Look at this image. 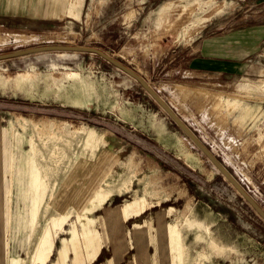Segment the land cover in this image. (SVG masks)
Listing matches in <instances>:
<instances>
[{
  "label": "rangeland",
  "instance_id": "rangeland-1",
  "mask_svg": "<svg viewBox=\"0 0 264 264\" xmlns=\"http://www.w3.org/2000/svg\"><path fill=\"white\" fill-rule=\"evenodd\" d=\"M263 23L262 0H0V53L85 43L109 54L146 80L264 211ZM0 118L12 150L2 153L4 264L91 262L100 248L94 264H161V255L166 264H264V221L141 84L98 55L0 60ZM125 138L148 149L156 142L165 161ZM96 148L107 160L95 208L61 219L51 188ZM21 167L24 233L21 201L8 194ZM100 204L139 215L140 224L165 211L159 256L154 225L140 257L129 223L128 253L113 260L114 248L126 246L122 226L113 228L119 210L107 214L105 229Z\"/></svg>",
  "mask_w": 264,
  "mask_h": 264
},
{
  "label": "crops",
  "instance_id": "crops-1",
  "mask_svg": "<svg viewBox=\"0 0 264 264\" xmlns=\"http://www.w3.org/2000/svg\"><path fill=\"white\" fill-rule=\"evenodd\" d=\"M262 3H264V0H262ZM209 60H213V59H206V61H209ZM220 72L222 71H219L217 73L219 74ZM4 136H5L4 130L1 128V118H0V264H4V259H5V255H4L5 240L2 236L1 228L5 222V211H6V208H4L3 191H4V185H5V182H4L5 177H3L2 153L10 154V151L12 152L9 145H7V141L5 140ZM134 138L138 139L136 136H134ZM125 139L132 146L141 147L142 150L152 155L154 158H156V160L159 159L161 161H165L164 155L166 154V151L156 142L154 143L151 141L150 144H152L153 149H151L150 147L148 149L147 147H144V146L142 147L141 145H138L134 140H131L129 138H125ZM89 151H91L90 147H89ZM103 154H104V151L102 149L97 150L96 148L95 151L90 152L88 155L80 156L78 160L76 161V163L74 164L75 165L74 169L68 174H66L67 176L62 181L61 186L57 188L56 183H54V185L52 186L51 188L52 190H51V193L49 194L48 199L50 200V206L54 207L58 211V213L60 212L59 214L62 215L61 219L66 217L64 215L68 213L69 209H72L71 212H73L72 215L70 216H74L77 219L81 216V214L93 212V209L95 208L94 206L95 205V200H94L95 195L98 191V188L99 189L101 188V185L104 183V179L106 177V174H104L105 172L104 164H105V160L107 159L104 158ZM21 168L22 169L17 168L16 171L15 169L13 170L14 174L12 173V176H11L10 190L8 194H11V197H13L15 201H18V200L21 201L22 211L20 214L21 215L20 218H23L24 213L27 210L26 200L28 198H27V192H26V182H27L28 176H27L26 171L23 170V167ZM100 205H103V204H100ZM101 208H102L101 210L99 209L101 212L100 216L102 217V220L104 221L105 229H109L108 223L106 221L107 214L110 211H112L113 208H117V210H119V213H120V217L117 220L118 222L113 228L119 229V226H122V233L121 235H119L120 238H118V242L122 243L124 241L126 242V246L123 244H120V246L124 247V250H122L121 252L117 251V248H119V246L118 247L116 246L114 248L113 255H112L113 260L115 259L116 261H120L123 259V256L126 253H128L127 252L128 243H127L126 233L124 232V225L127 226L129 223H132L134 226H136L135 228L132 229V236H133L136 251L139 253L138 255H140V257L145 255L146 253L145 250H148L151 246L152 235H151L150 229L147 228L148 226L150 227L151 225L152 226L154 225L153 229H154L156 247L158 251L159 241H161V239H164V237L161 233L157 234L156 228H157L158 221L160 220L161 221L160 223L163 224V227L165 226L166 228L165 231L167 230L165 211L163 213L155 212L154 215L150 217L148 223L140 224L139 215H136V217H134V215L124 216V210L117 206H112L111 208L108 209L107 205H103ZM3 214H4V218L2 216ZM1 216L3 219H1ZM158 216H160L159 219H158ZM25 222H26V218L24 217V221L21 222L23 223L21 233H24L25 227L27 226ZM141 228L142 229L145 228L146 239L144 242L145 243L144 247L142 248V250H139L137 247L136 240H135L134 232L136 230H141ZM3 233H4V229H3ZM97 251H98L97 252L98 254H96V256L91 262H87L85 255H82L81 258H77L75 260L74 264H94L99 258V256L102 255L101 253L102 248H100ZM159 254L160 253L158 251V256ZM166 261L169 263V258L168 260L164 261V256L161 255V264H166Z\"/></svg>",
  "mask_w": 264,
  "mask_h": 264
},
{
  "label": "water",
  "instance_id": "water-1",
  "mask_svg": "<svg viewBox=\"0 0 264 264\" xmlns=\"http://www.w3.org/2000/svg\"><path fill=\"white\" fill-rule=\"evenodd\" d=\"M61 52V51H70V52H87V53H94L101 57L105 62H109L110 64H113L118 69H120L123 72H126L128 75H130L133 79H135L143 89L147 92V94L150 95V97L166 112L168 117L171 119V121L184 133V135L193 142V144L197 147V149L207 157V159L211 162V164L214 166V168L219 171L221 175L228 181V183L236 190L237 193L243 198L244 201H246L249 206L255 211V213L264 221V211L260 207V205L257 203V201L253 200L251 196L247 193V191L239 184L238 181L234 179V177L231 175V173L226 170L224 165L220 163V161L216 158L215 155L211 153L209 148L204 144L199 138L195 135L193 130L184 123V121L178 116V114L175 112L174 109H171L166 102L157 94L146 82L145 79H143L141 76L137 75L133 70H131L129 67H127L125 64H121L119 61H117L115 58L107 55L103 51H101L98 48L90 47L85 43H82L80 45H54V44H45L41 46H32L25 49H19L14 50L13 52H7V53H0V60H6V59H14V57L19 56H26L33 53H45V52Z\"/></svg>",
  "mask_w": 264,
  "mask_h": 264
},
{
  "label": "bare ground",
  "instance_id": "bare-ground-1",
  "mask_svg": "<svg viewBox=\"0 0 264 264\" xmlns=\"http://www.w3.org/2000/svg\"><path fill=\"white\" fill-rule=\"evenodd\" d=\"M118 214L120 215V213L118 212ZM144 230V229H143ZM138 236L140 237V239H143L145 236H144V232H140V233H138ZM146 239V238H145ZM144 242H145V240H144ZM144 245H145V243H144Z\"/></svg>",
  "mask_w": 264,
  "mask_h": 264
}]
</instances>
